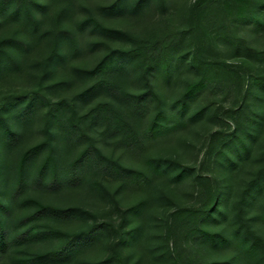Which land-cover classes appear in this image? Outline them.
Masks as SVG:
<instances>
[{
    "label": "rangeland",
    "instance_id": "obj_1",
    "mask_svg": "<svg viewBox=\"0 0 264 264\" xmlns=\"http://www.w3.org/2000/svg\"><path fill=\"white\" fill-rule=\"evenodd\" d=\"M45 1L35 29L21 19L0 22V43L29 41L24 48L13 41L16 52L0 67V187L10 204L3 214L9 235L41 226L39 220L24 223L31 209L25 201L35 198L77 209L51 222L62 232L96 227L94 238L71 258L47 264H264V17L235 21L248 3L264 0ZM88 16L113 34L80 25ZM131 48L133 61L125 60L110 81L90 90L97 77H82L78 69ZM55 49L58 58L49 60ZM200 79L201 89L181 105L186 85ZM149 89L178 121L174 128L146 132L157 103L122 93ZM97 104L101 117L85 119L88 135L114 166L145 174L141 182L91 163L74 184L49 186L48 176L37 181L35 175L44 149L29 159L25 182L12 185L18 158L53 131L59 133L52 138L59 172L65 173L86 139L63 137L51 113L62 118L73 108L74 118L84 121ZM6 127L11 139L3 135ZM211 196L216 202L209 212ZM52 236L11 240L0 264L41 253L63 238ZM235 237L254 250L240 249L230 241Z\"/></svg>",
    "mask_w": 264,
    "mask_h": 264
},
{
    "label": "trees",
    "instance_id": "obj_2",
    "mask_svg": "<svg viewBox=\"0 0 264 264\" xmlns=\"http://www.w3.org/2000/svg\"><path fill=\"white\" fill-rule=\"evenodd\" d=\"M140 2L136 1L132 4L133 8H137ZM250 4L249 9L245 12H240L236 17L235 21H244V20H252L254 22H259V16L262 15L264 17V3H248ZM47 2L45 0H0V22L4 19V17H11L16 20H23V22L29 26L30 29H35L38 26V14L37 10L44 9L47 7ZM118 4H113L111 7H117ZM63 8V7H62ZM61 7L58 9L60 12ZM57 10V11H58ZM57 14L56 20H59V14ZM60 14H62L60 12ZM91 24L93 29H99L104 32L106 35L113 34L112 31L106 27H104L100 22H98L93 16H88L87 18L80 21V25ZM131 40H136L135 37L128 36ZM13 41H17L14 44H18L20 46L28 47L29 41L26 38L20 37V40H12V39H4L2 43H0V67L8 64L11 59V53H15V48L12 47L11 43ZM136 52L134 48L129 50L122 51H112L105 54L95 65L90 68H81L78 69V73L82 77H97L94 83L89 86L90 90H94L101 84L102 81H110L111 75L116 72L119 66H122L125 60H132L135 58ZM58 53L55 50H51L48 59L54 60L58 58ZM202 79L189 83L186 85L182 96H181V105L187 99H191L202 87ZM87 89V90H89ZM86 90V91H87ZM123 95L131 101H140L142 98L146 99L148 95L151 100H154L157 103L156 112L154 115L153 121L146 127V132L150 134H160L165 131H168L176 126L178 121L174 120V115L171 111H165L162 109L160 101L153 90L149 89L145 91V93L141 94H131L129 92H122ZM29 105H26V109ZM99 104L90 108L85 114L82 115L80 120L79 118H74V109L72 108L66 117H60L59 114H53L50 110L47 111L46 115L52 114L51 119L58 123L60 129H62L63 137H75L86 139V144L77 154V156L68 163L67 169L65 173L59 172V164L57 161V147L54 143H52V138L55 136L58 137V131L50 132L48 138L45 141L36 143L29 148H27L22 155L18 158L15 166H14V177L11 178L12 185L19 184L20 182H25V168L29 161V159L33 158L36 154L42 152L45 149V155L35 168V175L37 181H41L44 176H48V184L49 186L60 185L63 183L74 184L78 181L79 176H81V172L85 167H88L91 163L99 164L101 168L104 170H108L109 172H113V174L120 175L122 177H126L128 181L135 182L138 184L139 177L142 179V172L138 170L125 169L123 167H116L114 163L107 160L105 157L100 155L99 149L94 145L92 137L88 135L87 125L88 123L85 121L87 117L91 118H100L101 110L99 109ZM3 116L2 114H0ZM93 118V119H94ZM173 119V120H172ZM171 120V121H170ZM114 127V129H116ZM7 135V139H11L13 137L12 132L8 127L3 129V135ZM139 139V138H138ZM137 139V140H138ZM154 168V167H153ZM156 169V168H154ZM0 173V180H1ZM1 185V181H0ZM2 194H4L3 189L0 187V253H3L10 245V241L13 239L17 240H32L42 234L43 232H50L53 235H57L58 233L63 237L58 239V242L47 250L37 253L30 254L25 257H17L15 258L14 264H47V263H56L67 261L69 258L73 256L77 248L84 245L85 243L91 241L94 238V231L96 227H88V229L75 231V232H62L53 227V221H57L58 219H63L73 214V212L77 211L75 208H61L58 206H53L51 204H46L41 202L35 198H29L25 202L27 205L31 207L29 214L25 216L24 223L27 221H42L41 226L39 228L34 226L23 227L20 230H15L16 234L14 236L9 235V228L6 224V218H3V214L6 211H9L10 204L6 203L5 199H2ZM11 201V200H10ZM216 197H210L209 202L207 204V211L213 210L215 206ZM141 202L134 204L131 207V210L138 208ZM264 218V211L261 215ZM6 224V225H5ZM244 230L252 233L248 226L244 225ZM130 234V232H129ZM214 237V234H210ZM52 236V237H55ZM124 236L120 238V240H124ZM233 243L236 244L240 249L245 252L254 250V247L250 244H247V241L244 237H235L231 239ZM222 242H227L226 239H222ZM229 263H232L229 261Z\"/></svg>",
    "mask_w": 264,
    "mask_h": 264
}]
</instances>
